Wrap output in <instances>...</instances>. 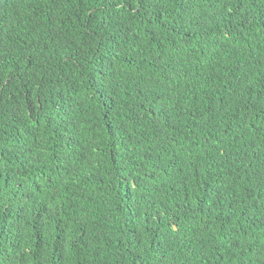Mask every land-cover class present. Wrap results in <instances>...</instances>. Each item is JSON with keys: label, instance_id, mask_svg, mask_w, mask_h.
I'll return each mask as SVG.
<instances>
[{"label": "trees", "instance_id": "1", "mask_svg": "<svg viewBox=\"0 0 264 264\" xmlns=\"http://www.w3.org/2000/svg\"><path fill=\"white\" fill-rule=\"evenodd\" d=\"M0 264H264V0H0Z\"/></svg>", "mask_w": 264, "mask_h": 264}]
</instances>
